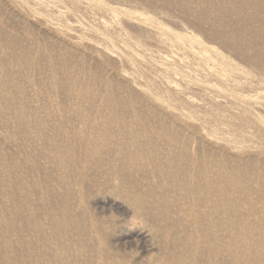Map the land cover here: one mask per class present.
Masks as SVG:
<instances>
[{"label": "rangeland", "instance_id": "374dc122", "mask_svg": "<svg viewBox=\"0 0 264 264\" xmlns=\"http://www.w3.org/2000/svg\"><path fill=\"white\" fill-rule=\"evenodd\" d=\"M186 1L0 0V69H6L0 70V185L5 187L0 186V207L14 203L6 193L11 188L5 179L10 167L16 179L17 172L37 171L32 195L26 199L36 208L34 215L22 214L20 223L25 226L10 215L6 224L0 222V264H6L3 250L11 255L3 238H14L15 233H19L17 242L24 236L30 239L33 264H109L110 254L120 255L128 264H148L160 251L148 226L134 217L127 202L111 194V188L103 193L104 181L95 183L93 176L107 175L121 161L130 167L132 178H138V186L152 189L163 177L148 163L162 166L168 160L165 141L171 139L176 145L173 163L184 162L180 155L205 156L212 168L228 176L229 238L245 234L242 244L252 247L254 257L263 262L264 107L257 109L248 99L264 93V83L252 77L249 81L240 69L229 71L231 67L220 64L221 48L192 26V16L182 5ZM104 19L117 29L99 26ZM230 59L238 65L237 59ZM1 74L9 86H3ZM222 74L229 78L226 83L218 77ZM169 80L182 91L172 90L166 84ZM7 111L13 115L7 116ZM109 111L115 112L110 118H98ZM27 113L34 116H29L28 124ZM13 116L23 121L12 120ZM7 117L13 125L23 122H17L22 127L3 123ZM44 123L50 126L45 129ZM64 124L80 137L79 144L95 148L94 163L82 179L85 191L68 182L69 172L60 165L83 156L85 149L66 148L57 165L51 158L58 145L49 140L50 134L58 131L62 138ZM24 125L34 129L30 132ZM39 130L43 134L37 140ZM69 136L62 138V147L73 142ZM192 169V165L187 168ZM161 186L150 194L170 192L171 187ZM96 219L130 225L125 231L106 228L110 234L102 239L92 225ZM19 260L25 264L22 256Z\"/></svg>", "mask_w": 264, "mask_h": 264}, {"label": "bare ground", "instance_id": "6f19581e", "mask_svg": "<svg viewBox=\"0 0 264 264\" xmlns=\"http://www.w3.org/2000/svg\"><path fill=\"white\" fill-rule=\"evenodd\" d=\"M79 3L81 5V2ZM182 5L185 8V13L192 16V26L198 31L205 34L206 39L209 43L216 44L217 47L221 48L222 51H220L222 53L220 56V64L223 63L226 66L231 67L229 71H232V69H240L241 73L244 72L248 80L252 77V80L253 78H256L258 79V81L264 83V0H188L185 3H182ZM98 25L104 29H117L116 24L112 22L108 23L105 21V19L99 20ZM226 56L229 57H227L228 61L231 57L232 58L230 60L232 61L233 58L237 59L238 65L235 64L237 67L232 62H228L225 59ZM171 61L173 62L177 60L172 58ZM2 70L6 71L5 68H3ZM5 71L3 72L5 73ZM6 73L7 75H12L8 74V72ZM2 76L3 75L1 74V78H5V75L3 77ZM218 77L225 83L229 79L227 76H225V74L218 75ZM258 81L256 83H258ZM1 82L5 83L3 84V86L5 87L9 84L10 81L7 84V79L5 78L4 80H1ZM173 82L169 80L166 82V84L175 92H181V88L173 84ZM249 83L245 84V86L249 87ZM191 86L192 85L188 84V87ZM10 87H12V84L10 85ZM14 89H16V87H14ZM10 94L7 95V97L10 96ZM2 96L3 95H1V97ZM14 96L17 97V94H14ZM4 98L5 97H3L1 101H6V99L4 100ZM186 100L190 103H193L194 105L199 106V102H197L196 100H193L189 97H186ZM17 101L19 102V100ZM248 101H250L251 104H253L257 109H262V107H264V93H256L255 95H250ZM47 104L48 103H46V105ZM27 105V108L31 107L29 106V104ZM42 106L45 107V104ZM35 107L38 108V106ZM6 109L7 108H5V110ZM35 111L36 110H34L33 112ZM8 112L9 111L6 112L7 114H9L7 116L13 115ZM12 112L13 111H11V113ZM37 112L38 110L34 114L37 115ZM41 113L43 112L41 111ZM81 113L82 112L80 110V116ZM114 113L115 112L109 111V114L102 116L99 115L100 117L98 116V118H110ZM25 114H23V118L25 117ZM42 115L44 116V114ZM14 116L12 117V120L14 119ZM20 116L21 115H19V117ZM29 116V113H27V119L25 118L26 120H24L27 122V124L29 122ZM30 117L34 118V116ZM8 118L9 117H7V120L3 123L11 122L9 121L11 118L9 120ZM17 118L18 117H16L14 120L16 121ZM31 118L30 121H34V119ZM79 119L83 118L80 117ZM19 120L23 121V119ZM114 120L115 118L112 117V121ZM20 121L17 122L19 124H22L23 122ZM17 122H14L16 126L19 125L17 124ZM34 122H30L32 127V123ZM47 122L45 121V123ZM39 123L42 122L39 121ZM39 123L36 124L40 125ZM68 123L70 124V122ZM30 124L27 126H30ZM10 125H13V121ZM64 125L63 133L65 134L64 136L67 137V135L69 136V134L66 133H71L73 131L70 130V125H68L70 131L66 129L68 128L67 124ZM75 125L78 126V124H74V126ZM7 126L6 129H8ZM24 126L28 128L26 125ZM46 126L50 125L45 124V129H47ZM2 128L4 127L2 126ZM51 128L54 129L53 127H48L49 131L51 130ZM55 128H57V126H55ZM72 128L74 129L73 126ZM29 130L30 132L32 131L31 129ZM30 132H28V134H30ZM50 132L53 131L51 130ZM56 132L58 133V131ZM54 133L55 132H53V134ZM57 133H55L56 135L54 134L53 137L52 134H50L51 138H49V140H51L52 142H57L58 145L57 150L51 157L53 159L54 165H57L62 160L64 156V150L66 148H69V151L72 152H74V148L76 149L78 146L79 148L85 149V154L83 156H79L77 158H75L74 156L73 158L70 157L68 160L60 164L69 172L68 182L70 184L74 182L76 183V185L81 186L80 189L84 190L82 179L84 178V176H87L90 164L94 163V161L92 160V156L95 154V148L87 149L85 144H79L80 137L78 135H75L74 132L71 133L68 138V140L72 139L73 142L68 146L62 147L60 143L62 141V138L65 139L66 137L63 136L61 138L59 137V135H57ZM35 134L37 138L34 134L33 136L32 134L30 135L34 139L36 138L37 140H39L41 139L40 135L43 133L39 130L38 132L35 131ZM30 135L26 137L27 140ZM32 140L33 139H31V141ZM32 143L30 144V146L32 145ZM27 144L28 142L26 143V145ZM165 144L167 154H169L168 160H166L165 158L163 161L164 164L162 166L156 165L155 162L148 163V165L152 168H150V170L156 171L157 176L161 175L163 177V181L153 183V185L151 184L152 189L147 188L145 190V187L138 186V178L133 179L130 167L126 166L121 161H119L117 165H113L111 169H108L107 175H101L107 177L93 176L95 178V183L97 181H101V178L104 181L105 186L102 187L103 193H105L108 188H111V194L119 197L120 200L127 202L128 205L133 209L134 217L140 223L148 226L152 236L154 237L156 243L160 248L159 254H157L155 258L149 261L148 264H255V262L264 264V259L263 262H261L256 259L257 256L254 257L252 253V247H246L242 244L243 240L246 237L245 234H234L232 238H229L227 225L229 208L227 198L228 176L224 173L219 172L216 168H212L210 159L206 158L205 156L187 157L180 155L181 160H184L183 163L185 164H178L176 162V158V164L173 163V157H175L176 153V145L172 139L169 141H165ZM98 163H102V159H99ZM16 165L18 166V163H16ZM190 165H192L193 167L191 172L187 170ZM8 168L9 167H6V170ZM9 169L10 172H8V170L7 172L5 171L7 173H5V179L9 181V184L7 183V186H9V188L11 187V190L7 189V191L9 192L6 193H10L9 199H14V203L9 208L0 207V222H4L5 224L8 220L7 218L9 217V215L15 217V223H20L22 214L24 212H28L34 215L36 210L35 207H31L26 199L32 195V190L30 187L31 183L33 182L31 181L37 171L34 170L35 172H32V170L31 172H26L24 174L17 172L19 178L16 179L14 178L13 173L11 176V167ZM112 170L114 171L113 177H111ZM93 177H91L90 179H93ZM13 178L15 179L14 181L12 180ZM18 181H20L18 184L15 183ZM111 182H114L113 185L105 188L107 186V183L110 184ZM162 184L171 187V190L173 189V192H171L170 190V192L159 191L157 195L150 194L152 190L153 192H155L156 188H162ZM4 188L5 187H3L2 189ZM15 190H18V192H16ZM65 191L69 192V188L66 187ZM20 224L25 226L22 223ZM92 225L98 236H100L102 239H105L107 236H109L107 234H110L107 232L106 228L111 229L112 232L123 230L125 231L127 225H130V222L124 221L122 223L119 221L114 222L113 220L99 221L98 219H96L92 222ZM14 236V238H11L13 237L11 235H9L7 238L5 237L6 239L3 238L4 244L8 241L6 250L9 251L11 255H7V252L3 250L1 258L5 261L6 264H19V257L22 256V261L25 264H33L34 247L30 242V239L25 237L23 234L25 239L23 241L20 240L17 242L19 233H15ZM14 243H16V245L12 246ZM262 250L263 247H261L260 252H262ZM107 261L109 262V264H128L126 263V260L123 257L121 258V256L118 254L107 255Z\"/></svg>", "mask_w": 264, "mask_h": 264}]
</instances>
